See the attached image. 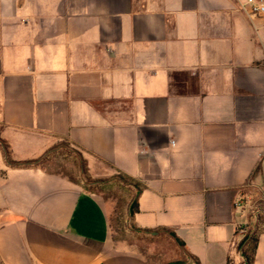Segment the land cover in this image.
<instances>
[{"label": "crops", "instance_id": "crops-1", "mask_svg": "<svg viewBox=\"0 0 264 264\" xmlns=\"http://www.w3.org/2000/svg\"><path fill=\"white\" fill-rule=\"evenodd\" d=\"M245 1L0 0V264H243L249 229L264 264V12Z\"/></svg>", "mask_w": 264, "mask_h": 264}, {"label": "rangeland", "instance_id": "rangeland-1", "mask_svg": "<svg viewBox=\"0 0 264 264\" xmlns=\"http://www.w3.org/2000/svg\"><path fill=\"white\" fill-rule=\"evenodd\" d=\"M59 153L62 155H71L70 149L64 148V147H62V149L59 150ZM104 198L108 199L110 203L109 205V208L111 209L110 210V226H111L112 231L116 234L125 233L127 229L131 228L128 221L124 222V218L126 215V209H125L126 200L127 199L129 200L128 202V205H129L130 202L133 200V196H131V194L128 195L125 192L124 188L114 186L111 189V191H106L104 193ZM258 207L260 206L258 205L255 206V211L258 209ZM257 217L259 218L258 220L256 219V221H258L259 223H261V225L264 226V213L260 214V216H257ZM248 233H251L250 229L245 232V235H247Z\"/></svg>", "mask_w": 264, "mask_h": 264}, {"label": "trees", "instance_id": "trees-1", "mask_svg": "<svg viewBox=\"0 0 264 264\" xmlns=\"http://www.w3.org/2000/svg\"><path fill=\"white\" fill-rule=\"evenodd\" d=\"M37 165L38 163L29 162L24 163L23 165ZM136 210V202L135 200H132L129 204V209L126 212V215H130ZM256 235L255 232L252 231L251 233H248L244 236L243 240L240 242V254L242 257L243 264H251L252 263V256H253V250L256 244Z\"/></svg>", "mask_w": 264, "mask_h": 264}, {"label": "built area", "instance_id": "built-area-1", "mask_svg": "<svg viewBox=\"0 0 264 264\" xmlns=\"http://www.w3.org/2000/svg\"><path fill=\"white\" fill-rule=\"evenodd\" d=\"M244 5L247 6L253 14H260L264 12V5L261 0H246Z\"/></svg>", "mask_w": 264, "mask_h": 264}]
</instances>
